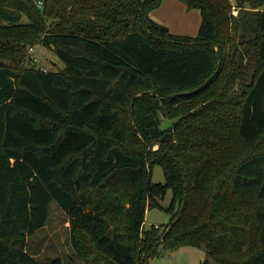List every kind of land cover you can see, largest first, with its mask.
I'll use <instances>...</instances> for the list:
<instances>
[{
    "label": "trees",
    "instance_id": "1",
    "mask_svg": "<svg viewBox=\"0 0 264 264\" xmlns=\"http://www.w3.org/2000/svg\"><path fill=\"white\" fill-rule=\"evenodd\" d=\"M178 1L200 14L196 37L150 18L163 0H0V55L19 63L43 46L65 68L0 65V264H63L26 250L52 202L89 238L93 264H149L159 247L264 264V152L249 150L264 134V0H235L237 15L230 0ZM255 58L239 101L178 114L228 73L224 64ZM148 84L136 151L124 150L111 107ZM160 116L180 120L162 128ZM155 165L163 184L151 181ZM169 190L175 219L161 235L143 230L160 208L154 196Z\"/></svg>",
    "mask_w": 264,
    "mask_h": 264
},
{
    "label": "rangeland",
    "instance_id": "2",
    "mask_svg": "<svg viewBox=\"0 0 264 264\" xmlns=\"http://www.w3.org/2000/svg\"><path fill=\"white\" fill-rule=\"evenodd\" d=\"M232 1L234 2H231L233 13L237 15V3L235 0ZM259 9L264 11V5L260 6ZM187 10L188 8L178 0H163L160 8L153 10L150 18L160 26L167 28L171 34L196 37L201 24V17L198 12L188 10L189 13H187ZM193 12H196L198 16ZM26 54V58L19 63L15 62L13 57L0 55V65L11 67L17 71L44 69L47 72L57 73L65 70L64 64L52 49L34 46L28 49ZM260 64L261 61L256 58L247 59L242 64L237 62L231 65L224 64V68L228 73L222 74L219 82L205 96L194 99L190 106L185 107V110L180 111L178 114L183 115V118L187 121L189 117L195 114L193 112L201 110L204 106L215 104L216 108L219 102L239 101L245 85L250 82L255 68ZM232 73L237 75L236 79L231 76ZM150 87V84H148L130 89L126 93L123 103L113 104L111 107V112L116 119L114 128L123 135L126 142L125 147H123L124 150L136 151L138 139L140 138L139 129L143 124L144 117L143 110L140 112L138 109L137 101ZM179 120L180 118L173 121L161 118V127L167 128L171 124L174 127V121ZM158 148L159 144H154L153 150ZM249 150L252 153L264 152V134L249 146ZM148 172L151 173V181L154 184L164 183L165 178L161 166H150ZM154 199L158 201L160 208L147 211L142 229L148 231L153 227H157L161 235L164 229L175 219L173 213L167 211L172 206L173 195L169 190L161 199L156 196H154ZM127 208L128 206L125 205V209ZM76 245L80 251H77ZM26 250L35 259L44 263L60 258L63 264H93L94 260L99 259L89 238L83 231L74 232L71 230L68 217L55 202L50 204L49 217L45 226L27 238ZM149 264L215 263L207 256L204 247H180L174 250H165L163 247H159L158 254L150 258Z\"/></svg>",
    "mask_w": 264,
    "mask_h": 264
},
{
    "label": "built area",
    "instance_id": "3",
    "mask_svg": "<svg viewBox=\"0 0 264 264\" xmlns=\"http://www.w3.org/2000/svg\"><path fill=\"white\" fill-rule=\"evenodd\" d=\"M38 6L41 7L42 6V3L41 2L38 3ZM40 70L43 71V72H45V73H47V71H45L44 69H40Z\"/></svg>",
    "mask_w": 264,
    "mask_h": 264
},
{
    "label": "crops",
    "instance_id": "4",
    "mask_svg": "<svg viewBox=\"0 0 264 264\" xmlns=\"http://www.w3.org/2000/svg\"><path fill=\"white\" fill-rule=\"evenodd\" d=\"M232 3H234L232 0H230ZM185 8V7H184ZM186 9V8H185ZM187 13H189L188 12V10L186 11ZM153 13V11L150 13V16H151V14ZM190 13H192V12H190ZM193 13H196V12H193ZM197 14V13H196ZM197 16H198V14H197Z\"/></svg>",
    "mask_w": 264,
    "mask_h": 264
}]
</instances>
